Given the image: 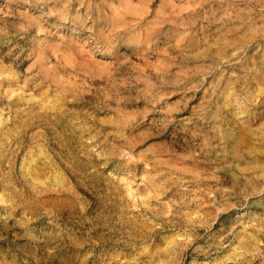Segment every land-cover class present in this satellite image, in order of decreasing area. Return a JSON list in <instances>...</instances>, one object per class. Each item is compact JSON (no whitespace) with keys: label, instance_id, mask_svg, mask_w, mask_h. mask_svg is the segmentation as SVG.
Masks as SVG:
<instances>
[{"label":"rangeland","instance_id":"1","mask_svg":"<svg viewBox=\"0 0 264 264\" xmlns=\"http://www.w3.org/2000/svg\"><path fill=\"white\" fill-rule=\"evenodd\" d=\"M0 264H264V0H0Z\"/></svg>","mask_w":264,"mask_h":264},{"label":"bare ground","instance_id":"2","mask_svg":"<svg viewBox=\"0 0 264 264\" xmlns=\"http://www.w3.org/2000/svg\"><path fill=\"white\" fill-rule=\"evenodd\" d=\"M253 16V15H252ZM33 66V65H32Z\"/></svg>","mask_w":264,"mask_h":264}]
</instances>
